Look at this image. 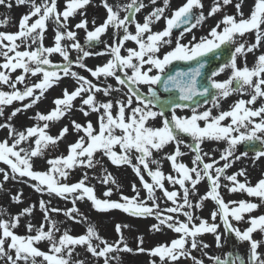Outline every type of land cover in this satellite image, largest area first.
Returning a JSON list of instances; mask_svg holds the SVG:
<instances>
[{
	"label": "snow or ice",
	"instance_id": "obj_1",
	"mask_svg": "<svg viewBox=\"0 0 264 264\" xmlns=\"http://www.w3.org/2000/svg\"><path fill=\"white\" fill-rule=\"evenodd\" d=\"M13 3L16 6L27 5L30 10L21 17L17 32L0 31V57H3L0 63V117H5L6 107L21 102V107L13 108L5 122L0 123V129L8 131V138L0 140V162L7 166L6 169L0 168L3 176L0 191H4V184L12 180L29 183L42 196L71 198L73 207L64 214L76 223L87 219L76 207L77 201L85 199L97 211L120 210L136 218L154 217L157 222L151 225V231L161 232L167 228L178 237L151 249H145L143 237H138L135 252H146L153 257L149 264H179L181 258L188 257L193 264H204L202 259L192 255V250L209 247L198 239L206 233L213 234L218 248L232 236L238 243L247 242L249 245L247 259L229 252L223 259L210 257L213 264H264V238H253L255 233L264 237V214L252 215L264 206V178L251 185L245 168L228 174V169L242 158H248L249 152H254L251 157L253 164L264 158V52L256 56L251 67L246 59L248 53L256 55L264 46V0H254L247 17L242 10L245 0H238L234 4L235 15L225 13L207 36L197 40L193 35L187 43L181 42L186 33L190 34L208 18L233 5V0H213L207 16L202 0H185L172 10L170 16L165 15L170 0H163L162 6H156L157 0H149L152 10L143 17L142 23L136 17L149 6L144 0H128L126 3L102 0L106 18L99 25L92 20L91 29L89 21L83 17L92 0H63L62 5L59 0H40L39 3L37 0H0V6L9 9ZM77 15L82 19L74 28L85 32L87 47L80 43L77 31L69 26L70 18ZM161 19L165 27L153 31V25ZM48 22L55 25L54 44L45 47ZM7 24L5 19L0 26ZM131 26H134V32L130 31ZM181 28L183 30L174 39L173 31ZM109 29L113 30L111 44L101 39ZM249 33L255 34L254 43L243 40ZM64 41L70 43L65 44ZM126 42H133L136 47H127ZM98 43H104L103 51L89 50ZM32 44L36 47L32 48ZM21 45H25L24 50H20ZM165 48L169 50L162 53ZM73 50L77 53L75 59L71 56ZM225 51L229 56L227 62L219 64L211 72L207 77L208 85L201 86L198 78L203 75L202 70L211 60H219ZM53 54H59L62 63H53L49 59ZM104 55L110 58L94 68L85 63L91 56ZM238 57L244 58L243 66L238 65ZM176 61H194L195 67L166 75V69ZM73 65L89 72L96 82L74 71ZM17 70L21 73L13 78L12 74ZM226 70L230 71L227 79H215ZM37 76H40L37 82H27L29 77ZM65 77L73 78L76 87L71 91L63 89L62 97L53 100L55 107L49 113L37 112L30 117L37 121L36 124L17 130L11 123L12 119L35 106L48 89ZM109 80H114L115 85ZM18 85H23V88ZM160 85L163 92L178 91V97H162L157 90ZM144 86L147 87L146 93L142 91ZM113 93H122V96L117 98ZM236 93L241 97L247 94L250 98H240L229 110L213 114V109H221L222 101ZM98 94L108 99L101 101ZM199 97L204 98L203 105L211 104V107L201 110ZM78 98L81 103L77 110L85 117L95 113L96 125L91 120L84 124L71 120V127L78 138L67 146V155L46 159L47 170L34 169V160L45 158L48 150L58 147L69 134V126L65 125L58 135H50V123L69 115ZM258 102L260 106L255 107ZM178 110H189L191 114L178 115ZM156 120L160 121L159 126L155 125ZM41 121L42 124L39 123ZM185 137L191 142L186 143ZM209 141L226 144L219 159L213 155L215 150L204 151L202 148ZM169 146L173 151L165 152ZM238 146L246 147L237 154ZM182 148L193 154L191 167L182 162L181 158L186 155ZM156 154H162V159L170 162L171 173L166 174L162 170L161 159ZM105 157L113 166L131 167L146 197H141V190L133 184L132 197L121 193L118 201L100 199L94 186L89 184L87 172L75 183L66 182L73 170L96 169L99 165L103 172L101 183L116 184L115 178L103 165ZM145 175L150 179L146 180ZM238 177H244L243 182ZM205 181L207 191L200 195L198 185ZM166 183L173 186V190H169ZM177 185L179 191L175 188ZM222 189L228 193H246L257 198L259 203L243 199L226 202ZM157 191L162 193L163 201L170 202V206L167 203L161 206ZM111 195L112 188L109 187L104 196ZM21 196L22 192L12 195V202L21 203ZM193 196L198 199L194 201ZM207 200L216 206L210 218L196 216L195 210L202 209ZM48 203L41 199L39 207L50 226L45 230V224L37 228L28 223L29 235H19L14 230L19 227L22 217L32 214L36 205L15 216H9L6 209L0 208V217L8 216L7 219L0 218V261L4 264H91L86 259L74 258L79 257L76 248L80 246L96 264L101 258L103 264H121L119 253L134 252L122 233V228L128 225H116L120 239L113 243L101 237L91 224L85 234L73 236L65 230L57 236L59 228L49 213L60 210L49 208ZM181 215L186 219L180 220ZM234 222L248 226L241 229ZM221 225L223 233L219 231ZM33 232L35 234H31ZM41 242H47V251L38 246Z\"/></svg>",
	"mask_w": 264,
	"mask_h": 264
},
{
	"label": "rangeland",
	"instance_id": "obj_2",
	"mask_svg": "<svg viewBox=\"0 0 264 264\" xmlns=\"http://www.w3.org/2000/svg\"><path fill=\"white\" fill-rule=\"evenodd\" d=\"M39 3L40 0H37ZM61 5L63 4V0H59ZM116 0H109V3H115ZM121 2L126 3L128 0H121ZM146 4H149V0H144ZM185 0H170V6L169 9L166 10L165 15L170 16L172 10L178 8L181 6ZM204 3V13L207 16L208 11L210 10V6L213 3V0H202ZM238 2V0H233V5L227 6L222 12L208 18L204 24L200 27L194 28L192 32L186 33L184 39L181 41L182 43H187L189 40H191L192 36L195 35L197 40H199L202 36H207L208 32L212 27H214L218 21L222 19V16L227 14H236V8L234 7V4ZM163 0H157L156 6H162ZM254 4V0H245V3L243 5V12L245 17H247L250 14L251 8ZM29 7L27 5L23 6H16L13 3L12 8H7L5 6H0V23H2L5 19L8 20L7 26H0V31L5 33H15L19 30V21L21 17L26 14L29 11ZM152 10V6L149 4L147 8L142 10L141 13L137 14V20L142 22L143 17L147 15L148 12ZM198 11V10H197ZM106 10L102 7V0H92V3L87 7L86 14L83 18L87 19L89 21V28L91 29L92 24L91 21L95 20L96 24H101L104 19L106 18ZM123 15V13H122ZM82 19L81 16L77 15L75 18H70L69 20V26L71 30L77 31V37L81 44H85V32L83 30H76L74 28V25L78 23ZM160 22L162 24H160ZM159 23V24H158ZM154 26L157 28L158 26H161L163 29L165 27V22L163 19L156 22ZM112 29H109L106 36L109 34V38H105L104 36L101 38L103 42H106L108 44H111L112 41ZM130 31L134 32V29H131ZM54 34H55V25L52 22H48V27L45 32L44 37V46L50 47L54 44ZM179 36V33L173 32V38ZM243 40H246L248 43H254L255 42V34L249 33L246 34V36L243 38ZM19 43V41H17ZM30 43V42H29ZM63 43L67 44L70 43L69 41H64ZM104 44V43H103ZM174 47V43L172 45ZM25 45H21L20 50H24ZM32 48H35L36 45L32 44ZM85 47L87 45L85 44ZM134 46L133 48H135ZM104 48V47H103ZM90 51L94 52H100L102 50H94L89 49ZM168 48L162 49V53L164 51H168ZM260 52H264V46L260 48L259 51L256 52V55H253L252 53L247 54V63L248 66H253L256 56L260 54ZM161 53V54H162ZM77 53L73 50L71 52V56L73 59L76 58ZM110 57L107 55L104 56H91L85 60V63L88 65L89 68H94L97 65H101L107 61ZM49 59L53 63H62V57L59 56V54H53L49 57ZM3 62V57H0V63ZM237 63L239 66H243L244 58L238 57ZM73 70L77 71L79 74L87 77L90 80H93V82H96L93 77H91L90 73L85 71L84 69H80L73 65ZM155 71V70H154ZM21 73V70H17L15 73H13V78L15 76L19 75ZM230 75V71L226 70L225 72L221 73L219 76H217L215 79L223 81L228 78ZM40 79V76L37 77H29L28 83H35ZM109 83H112L115 85L114 80H109ZM21 89L23 88V85H18ZM76 87V82L71 77H65L61 79L57 84L53 85L50 89H48L43 97L40 99V101L33 106L31 109H28L26 112L18 113L11 121V123L14 125V127L17 130H24L27 127L33 126L37 123L36 120L31 119L30 117H34L37 112L47 114L49 113L55 105L53 104V100L56 98H61L63 95V89L67 88L69 91L73 90ZM7 90V89H5ZM142 91L145 93L147 92V87L144 86L142 88ZM113 96L119 98L122 96V93H113ZM244 98L249 99L250 97L245 94L241 97L240 94L236 93L231 95L226 100L222 101V107L221 109H213V114H217L220 110H229L230 106L238 99ZM98 99L101 101H104L108 99L107 97H104L102 94H98ZM24 103H27L25 101ZM81 101L79 98L74 102L75 108L73 111L63 117L61 120L56 122L50 123L49 128V134L56 136L58 135L60 129L64 127L65 125L69 126V134L65 137L64 140L59 142L58 147L50 148L46 154L45 158H36L34 160V169L36 170H47L49 167L46 163V159H51L56 156L60 155H67V146L70 143H73L78 138L76 132L71 127V120H76L77 122L84 124L87 120H91L94 125H96L97 116L95 113L90 114L88 117H85L80 111L77 109L80 106ZM260 103L258 102L255 107H259ZM21 107V102H14L13 105L8 106L5 108V117H0V123L5 122V118L11 113L13 108ZM211 107V104L208 105H202L201 110L203 108ZM189 110H178V115H190ZM227 122V121H226ZM39 123H43L42 121ZM156 126L160 125V121L156 120L155 122ZM83 133H81L82 135ZM8 138V131L7 129H0V140H4ZM186 143H190L191 139L188 137H185ZM26 146V145H25ZM226 147V144L223 142H214L209 141L205 142L202 145V148L204 151L209 150H215L213 151V155L216 159H219L220 152ZM165 152H171L173 151V147L169 146L165 150ZM182 151L186 153L181 159L182 162L186 163L189 167H191V160H192V153L189 152L187 148H182ZM242 151L241 146H238L237 148V154ZM254 155V153H249L248 158H242L240 161L233 164V166L228 169V174H231L233 172L238 171L241 168H245L247 170V179L250 182L251 185H255L256 182L264 178V158L258 160L253 164L251 157ZM158 159H161L162 163V170L168 174L172 172L170 162L167 160L162 159V154H156ZM99 159V155L97 156ZM103 165L107 169L108 172L112 174V176L116 180V184H103L101 183V178L103 175L102 169L98 165L96 169H83L78 168L73 170L69 178L66 182L68 183H75L79 179L82 178L83 174L85 172L88 173L90 180L89 184L91 186H94L95 188V194L100 199H111L113 201L120 200L121 193L125 196L132 197L134 195V192L132 191V185L136 184L137 188L141 190V197H146V192L141 188L140 181L138 177L135 175L134 171L129 166H122V167H116L113 166L108 159L105 157L103 158ZM223 164V161L220 162ZM155 167V166H153ZM0 168H7L6 165H4L2 162H0ZM174 174V173H173ZM242 182L244 180V177H238ZM145 179L148 180V178L145 175ZM0 181H3V176L0 175ZM34 183V182H30ZM166 187L169 188V190H173V186L168 185L166 183ZM112 188V195L111 197H105L104 192L109 188ZM176 190L179 191V186H175ZM199 188V194L203 195L207 191V182H202L200 185H198ZM4 191H0V208L6 209L9 216H15L16 214L20 213L23 209L31 206L36 205L35 209L33 210L31 215H26L21 218L20 225L17 229L14 231L17 232L19 235H29L27 229V224L31 223L35 227H39L41 224H45V230L50 226L45 220H44V212L39 207V202L41 199H43L46 203H48L49 208H57L60 211L59 212H50L49 215L52 220L56 221V226L59 228V232L56 233L57 236L61 235L65 230L69 232L70 235L73 236H79L82 234H85L87 227L89 224L94 225L96 227V230L98 231L99 235L106 239L109 243H113L120 239V236L116 232V225H128L127 228H122L123 236L128 244L129 247L133 248V253L128 252H121L119 255L121 256V264H149L150 260L153 259V257H150L146 252L145 253H136L135 249L137 248L139 241L138 237H143V247L145 249H151L158 244L161 243H170L172 239H175L178 237V234L174 233L173 231L164 228L161 232H153L151 231V225L156 223L154 217H147V218H136L132 217L120 210H109V211H97L93 208L90 201L87 199L85 200H79L76 202V207L80 210V213L83 214L84 217H86V220H82L80 223L74 222L72 219H70L68 216H66L64 213L66 210L71 209L73 207V204L71 202V198L68 200H65L60 197L56 196H49L48 194H44L43 196L36 192L29 183H18L16 181L9 180L4 184ZM222 195L225 198V201L234 200L239 201L241 199L243 200H250L255 203H259V200L254 197H249L246 193L238 192V193H228L226 189H222ZM18 192H22L21 196V203H13L11 200V196L15 195ZM156 196L160 199L161 206L164 207L165 203L170 206V202H165L162 199V193L157 191ZM192 199L195 201L198 199L197 196H193ZM215 203L211 200L205 201L204 207L202 209H196L195 215L202 217L204 219L210 218V213L212 210L215 209ZM264 214V206L256 210L252 215H261ZM73 215H76L75 213ZM3 219H7L8 216L0 217ZM79 218V217H78ZM180 220H185L186 218L182 215L179 216ZM198 222V221H197ZM219 222V221H217ZM235 224V222H234ZM235 226L243 229L246 228L248 225L246 223H239L235 224ZM219 231L223 233V225H221ZM31 234H35L34 232ZM254 239H261V234L255 233L253 235ZM198 239L202 240L203 243L209 245L208 248H200L196 250H192V255L195 256L197 259H202L204 261V264H213V261L210 260V257H216L219 256L221 259L225 258L226 254L229 252H233L234 254H240L243 255L245 259H247V249L249 247L247 242L244 243H238L234 236L230 237L229 240L224 243L223 247H217L215 238L213 234L206 233L202 236L198 237ZM94 243H98L97 241H94ZM41 250L47 251L48 250V244L47 242H41L38 245ZM264 251V249H262ZM76 252L79 253V259H86L91 262V264H96L94 258L91 257L89 253L85 251L83 247L77 246ZM206 253V254H205ZM39 259V258H38ZM158 261V258H156ZM0 264H4L3 261H0ZM99 264H103V259L101 258L99 261ZM179 264H193V261L190 257L188 258H181L179 261Z\"/></svg>",
	"mask_w": 264,
	"mask_h": 264
},
{
	"label": "water",
	"instance_id": "obj_3",
	"mask_svg": "<svg viewBox=\"0 0 264 264\" xmlns=\"http://www.w3.org/2000/svg\"><path fill=\"white\" fill-rule=\"evenodd\" d=\"M181 29H183V28H181ZM228 59H229L228 53H227V51H225L224 55L221 56V58L219 60H211L210 63L205 67V69L202 70L203 75L198 78L201 86L208 85L207 77L211 74V72L213 70H215L219 66V64L227 62ZM190 67H195L194 61L193 62L177 61L174 64L172 71L168 75L175 74L176 71H180V70L186 71ZM162 90H163V88H162ZM210 91H215V90L210 89ZM166 93L171 94V96H173V97H178V95H179L178 91H176V90H173L172 92H166ZM197 99H200L201 103H203V99H204L203 97H199ZM245 147L246 146H243V150L245 149ZM257 147H259L258 142H257Z\"/></svg>",
	"mask_w": 264,
	"mask_h": 264
},
{
	"label": "flooded vegetation",
	"instance_id": "obj_4",
	"mask_svg": "<svg viewBox=\"0 0 264 264\" xmlns=\"http://www.w3.org/2000/svg\"><path fill=\"white\" fill-rule=\"evenodd\" d=\"M142 22H143V20H142ZM142 22H141V23H142ZM158 24H159V23H158ZM160 24H162V23L160 22ZM161 28H162L161 26H158V27L156 28V27L153 25V31H159V30H162ZM131 29H134V26H131V27H130V30H131ZM134 30H135V29H134ZM109 34H110V33H109ZM109 34H108L107 36L105 35V37H106V38H109V37H110ZM108 36H109V37H108ZM126 46H127V47H134V46H136V45H135L133 42H126Z\"/></svg>",
	"mask_w": 264,
	"mask_h": 264
}]
</instances>
